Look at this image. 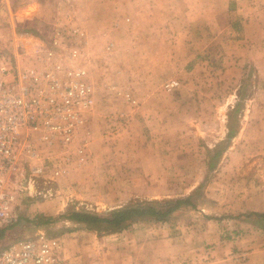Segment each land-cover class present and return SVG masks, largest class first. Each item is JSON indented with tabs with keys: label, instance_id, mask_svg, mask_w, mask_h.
Segmentation results:
<instances>
[{
	"label": "rangeland",
	"instance_id": "374dc122",
	"mask_svg": "<svg viewBox=\"0 0 264 264\" xmlns=\"http://www.w3.org/2000/svg\"><path fill=\"white\" fill-rule=\"evenodd\" d=\"M30 2L0 0V49L14 51L18 30L49 37L59 30L70 40L71 28H81L94 90L90 158L50 184L52 197H21L23 220L0 239V252L44 232L62 239L67 257L103 264L104 250L114 256L116 233H98L96 225L66 218L68 209L105 213L135 200L193 195L195 206L184 207L177 219L199 223L200 217L202 227L219 220L227 238L253 233L248 224L245 229L230 225L242 215L252 221L251 228L264 226L259 216L237 207L264 191V82L253 61L230 59L215 50L216 41L191 32L201 17H167V0H34V10L45 15L17 16ZM179 20L188 33L167 32ZM226 35L225 41L231 39ZM173 78L180 85L168 91L165 84ZM243 120L247 128L234 147L229 125L238 131ZM220 145L225 149L219 164L209 170L208 150ZM233 154L240 156L236 163ZM164 168L167 176H158ZM241 253L248 252L239 250L236 257Z\"/></svg>",
	"mask_w": 264,
	"mask_h": 264
},
{
	"label": "built area",
	"instance_id": "2783aa9c",
	"mask_svg": "<svg viewBox=\"0 0 264 264\" xmlns=\"http://www.w3.org/2000/svg\"><path fill=\"white\" fill-rule=\"evenodd\" d=\"M71 29L70 40L59 30L53 37L20 30L14 51L0 49V228L19 220L22 196L52 197L50 184L87 160L89 137H79L90 131L94 90L83 59L84 32ZM179 85L171 79L165 87ZM0 264L84 263L66 256L60 237L38 232L4 248Z\"/></svg>",
	"mask_w": 264,
	"mask_h": 264
},
{
	"label": "crops",
	"instance_id": "0c3cea01",
	"mask_svg": "<svg viewBox=\"0 0 264 264\" xmlns=\"http://www.w3.org/2000/svg\"><path fill=\"white\" fill-rule=\"evenodd\" d=\"M30 1L28 8L17 13V16L23 15L25 18H29L31 14H26L33 13L32 17L39 18L45 15V12L39 8L34 10V4H31L34 0ZM188 1H191L193 5L187 4ZM170 6H175V8L170 9ZM168 16L173 18L201 17L199 19L201 23L192 29L193 31L189 28V31L199 33L201 36L203 34L206 38L203 40L216 41L215 50L221 51L222 54L229 53L228 58L230 59L253 61L258 70L259 80L264 82V73L259 70V66L264 67V0H167ZM37 19L36 22H40ZM182 30L186 31V28L182 26L181 20L167 28V32L170 31L175 35ZM186 32L188 33V31ZM210 33L216 34V36L211 39L208 37ZM226 33L232 35L231 39L225 41L230 36ZM222 49L225 50L222 51ZM215 50L212 49V55L215 54ZM246 54L248 55L246 56ZM91 110L87 114L88 125H91V115L89 116V113L92 114ZM246 124L243 120L240 130L233 137L234 147L235 142L242 137L243 131L247 128ZM91 135L92 130L90 129L89 133L84 132L79 139L82 137L90 139ZM164 143L167 144V126H165ZM231 146L228 147L229 151L232 149ZM163 151L167 153V148ZM232 156L234 163L240 159L239 155L233 154ZM164 157V161H162L167 164V155ZM89 158L90 152H88L86 162ZM161 171L163 172L153 174L167 176V168L161 169ZM163 197L167 198V196ZM237 207L241 212H244L243 214L247 212L263 214L264 191L259 190L256 195L245 198ZM183 209L176 212L177 217H179V213L183 212ZM242 217L230 225L245 229L244 227L247 226L244 225L248 224L253 233L247 234L245 231H241L239 237L231 238L225 237L223 230L221 231L219 220L216 224L209 221L205 227H202V218L200 217L199 223H187L179 218L165 222L150 219L141 220L120 233L116 232L117 241L114 246V256H106V249L100 262L103 261V264L105 262L106 264L109 262L112 264H264V240H262V237L264 239V226L260 224L259 227L253 226V229L250 227L252 221L245 215ZM9 230H6L4 236ZM239 250L248 252L247 254L242 253L246 255L242 261L236 259L235 252ZM78 260L83 262L81 256H78Z\"/></svg>",
	"mask_w": 264,
	"mask_h": 264
},
{
	"label": "trees",
	"instance_id": "16d2710c",
	"mask_svg": "<svg viewBox=\"0 0 264 264\" xmlns=\"http://www.w3.org/2000/svg\"><path fill=\"white\" fill-rule=\"evenodd\" d=\"M237 134L235 127L229 125L228 140H231ZM225 147L223 145L217 146L215 149L208 150L211 154L209 162V170L215 169L217 161L223 153ZM195 196H189L186 198L177 199H153L145 201H132L121 207L115 208L105 213H94L90 211L76 210L75 208H69L66 218H74L78 221H85L89 224L96 225L93 230L98 233H116L121 232L124 229L130 227L133 223L141 220H156V221H170L177 218L176 212L186 206H195ZM255 214L261 218V222H264V214ZM23 218H20L15 224L0 228V239L5 235L6 230L12 229L19 225ZM55 221L54 218H49L47 222ZM38 223L41 221H37Z\"/></svg>",
	"mask_w": 264,
	"mask_h": 264
}]
</instances>
